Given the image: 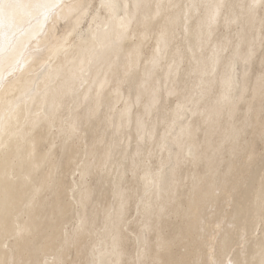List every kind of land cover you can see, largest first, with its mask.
Wrapping results in <instances>:
<instances>
[{"label":"bare ground","instance_id":"obj_1","mask_svg":"<svg viewBox=\"0 0 264 264\" xmlns=\"http://www.w3.org/2000/svg\"><path fill=\"white\" fill-rule=\"evenodd\" d=\"M12 2L0 264H264V0Z\"/></svg>","mask_w":264,"mask_h":264},{"label":"snow or ice","instance_id":"obj_2","mask_svg":"<svg viewBox=\"0 0 264 264\" xmlns=\"http://www.w3.org/2000/svg\"><path fill=\"white\" fill-rule=\"evenodd\" d=\"M18 7L12 0H0V18L6 16L9 10Z\"/></svg>","mask_w":264,"mask_h":264}]
</instances>
